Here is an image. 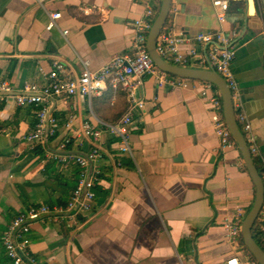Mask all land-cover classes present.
Returning a JSON list of instances; mask_svg holds the SVG:
<instances>
[{
	"label": "crops",
	"instance_id": "crops-1",
	"mask_svg": "<svg viewBox=\"0 0 264 264\" xmlns=\"http://www.w3.org/2000/svg\"><path fill=\"white\" fill-rule=\"evenodd\" d=\"M151 5V0H44L42 5L36 0H0V80L21 91L25 83L43 86L55 62L64 66L63 80H74L84 62L95 71L115 56L132 55L135 32L127 24ZM253 7L254 14L248 17L244 1L229 0L226 21L219 25L208 0H172L177 13L168 18L163 31L176 27L193 37L222 29L230 38L234 53L230 70L238 92L235 115L250 126L258 149L254 163L261 170L264 0H253ZM60 9L67 15L47 30L48 13ZM178 51L191 66H205L210 49L188 42L180 44ZM192 82L190 89L168 90L159 89L153 77L145 78L138 91L143 109L138 120L125 128L130 151L143 154L139 168L119 151L121 142L104 127L116 125L126 108L117 92L102 96L103 91L90 99L79 95L54 99L56 137L40 156L24 140L37 124L34 106L17 105L10 97L1 101L0 264H12L1 245L11 219L32 207H64L70 199L78 183L74 174L78 165L71 159L61 161L67 156L61 146L69 140H73L72 150L78 148L82 155L98 151L91 163L100 173L95 195L87 212L73 217L46 214L52 216L28 223L23 236L29 240L27 250L34 261L226 264L233 257L247 259L240 246L234 251L224 244L223 223L238 209L246 215L254 186L237 149L219 147L209 101L218 97L217 92ZM84 123L100 131L97 140L77 139ZM49 161L57 165L47 173Z\"/></svg>",
	"mask_w": 264,
	"mask_h": 264
},
{
	"label": "built area",
	"instance_id": "built-area-1",
	"mask_svg": "<svg viewBox=\"0 0 264 264\" xmlns=\"http://www.w3.org/2000/svg\"><path fill=\"white\" fill-rule=\"evenodd\" d=\"M39 5H42L44 0H36ZM214 10L216 22L222 25L227 18L229 0H208ZM152 5L144 9L142 15L137 19L129 22L135 32V47L136 52L132 55H119L113 57L109 62L99 69L92 71L89 69V63H83V70L79 77L74 80H63L65 75L64 66L55 62L52 64L43 86H38L33 83H25L21 91H13L6 82L0 83V102L7 98H12L17 105H35L38 106L36 112L37 124L33 131L24 137V140L31 145L41 146L45 148L49 137H52L57 130V121L49 113L51 103L56 98H69L75 95L83 96L87 99L100 95L109 86L112 89L120 88L124 92L129 102V109L126 114L120 119L116 125H104L106 131L117 137L121 142L119 151L127 153L132 160L135 168H139L143 164V154L140 151L131 152L128 147V136L125 128L134 120L137 121L144 103L138 95V91L143 87L146 77H153L159 89H176L180 88L187 90L191 88L192 80L179 79L165 74L157 70L145 49V41L147 32L151 26L150 19H153L156 14V9L159 7L160 0H151ZM171 16L176 15L177 9L171 8ZM67 15L65 9L57 10L56 12L48 13L47 30L57 27V21ZM64 36L68 35V31H62ZM195 42L199 45L209 44L208 60L215 70L226 82L234 100L238 98V92L235 80L230 70L231 63L234 58L233 51L229 48L230 38L222 29L214 32L199 33L193 37H188L182 34L181 30L176 27H171L168 31H163L157 38L156 51L164 60L178 66H191L189 59L183 57L178 46L182 43ZM214 44H218L223 49H219ZM206 89L210 86L206 83H200ZM205 95V91H203ZM212 113L210 119L214 125L215 136L219 141V147L222 151H227L236 148L231 140L230 134L225 128L222 114L221 102L219 96L209 99ZM236 121L242 124L240 128L249 153L254 160L258 156V149L252 137L250 126L246 123L244 117H237ZM100 131L90 125L84 123L79 132L76 134L77 139L91 138L97 140ZM78 144V142H77ZM63 144L61 149L63 148ZM99 154L96 149L86 153V155L78 154L74 156H64L61 161L71 159L80 167L79 180L72 191L70 199L64 207L59 206H40L32 207L27 213L18 215L11 219L6 230L1 235V245L3 246L7 257L12 264H44L34 261L29 255L27 247L29 240L23 236L28 232V222L34 221L37 218L46 215H62L66 214L73 217L77 212H87L90 203L94 198L95 183L98 182L100 173L91 168L89 165ZM260 177L264 187V165L261 169ZM260 230L264 242V203L260 212ZM243 219L241 211L238 209L231 218L224 220L223 228L225 231L224 244L236 250L240 242V224ZM226 264H256L254 261L244 259L239 261L236 257L231 258Z\"/></svg>",
	"mask_w": 264,
	"mask_h": 264
},
{
	"label": "water",
	"instance_id": "water-1",
	"mask_svg": "<svg viewBox=\"0 0 264 264\" xmlns=\"http://www.w3.org/2000/svg\"><path fill=\"white\" fill-rule=\"evenodd\" d=\"M245 3V12L248 17L253 16L254 7L253 0H242ZM172 0H160L159 7L155 14L154 20L147 32L145 49L148 52L150 60L153 66L165 74L192 81H199L213 86L219 96L221 102V114L225 125V128L230 134L231 140L235 144L237 151L240 154L244 168L254 186V196L250 208L246 215L243 217L240 224V241L247 251V253L254 259L256 264H264V251L254 241L252 236L253 227L259 217L263 203H264V187L260 177L261 170H259L252 159L248 147L245 143L243 134L236 121V115L234 110V104L231 92L224 81V79L218 75L211 66L207 56L205 66H178L174 65L162 57L156 51V41L164 28L168 18L171 16ZM242 37V34L236 39L238 41ZM209 44L204 45L207 49ZM219 49H223L218 44H214ZM232 43L230 44V46ZM228 46L227 48H229ZM53 109V102L49 113ZM59 154V153H56ZM74 155L75 153H70ZM92 164L89 165V172L91 171ZM53 215V214H52ZM52 215H43L36 220H42ZM32 221H29L30 223Z\"/></svg>",
	"mask_w": 264,
	"mask_h": 264
},
{
	"label": "trees",
	"instance_id": "trees-1",
	"mask_svg": "<svg viewBox=\"0 0 264 264\" xmlns=\"http://www.w3.org/2000/svg\"><path fill=\"white\" fill-rule=\"evenodd\" d=\"M233 4H235V3H233ZM230 8L231 7H229V11H233L232 9H233V7L231 8V10H230ZM168 24V21H167V23L165 24V26H164V28L166 27V25ZM163 30L164 29H162V31H161V33L163 32ZM12 70H13V66H11V67H9V70H8V76L11 74V72H12ZM2 82V79L0 80V83ZM209 85V84H208ZM210 86V88H211V90L212 91H214V92H216V90H215V88L213 87V86H211V85H209ZM105 92L106 93H104L102 96H104V95H106L108 92L109 93H112V92H117V93H119L120 95H122V97H123V99L125 100V103H126V108L123 110V112H122V114L121 115H119L118 117H117V119L118 118H122L123 117V115L124 114H126V112L128 111V109H129V102H128V99L125 97V94H124V92L122 91V89H120V88H117V89H112V88H110L109 86L106 88V90H105ZM34 106V110H36V112H37V110H38V106H35V105H31V107H33ZM36 107V108H35ZM51 114V116H53L52 115V112L50 113ZM54 117V116H53ZM119 119V120H120ZM57 131V130H56ZM56 131H55V133H54V135L52 136V137H49L48 138V141H47V146L45 147V148H42L41 146H34L33 148H32V152H33V154L34 155H37V156H40V155H42L45 151H47V149L49 148L48 147V144H49V142L50 141H52L55 137H56ZM72 144H73V140H69L68 142H66L65 144H64V146H63V149H64V151H65V153L67 154V156H69V155H71L70 153H75L74 155H78V154H80L79 152V150H72L73 149V147H72ZM74 155H72V156H74ZM57 165V163L56 162H54V161H49L47 164H46V166H45V171L48 173V170L51 168V167H54V166H56ZM74 174H75V176H76V183L78 182V179H79V175H80V170H79V168H78V166H75V172H74ZM74 186H76V185H74ZM74 188V187H73ZM260 215H259V217L257 218V221H256V223H255V225H254V227H253V230H252V236H253V239H254V241L258 244V246H260V248L264 251V242H263V236H262V232H261V230H260ZM239 246L243 249V252H244V254H245V256H246V258H247V260H249V261H254V259L247 253V251L244 249V247H243V245H242V243H241V241L239 242ZM255 262V261H254Z\"/></svg>",
	"mask_w": 264,
	"mask_h": 264
},
{
	"label": "rangeland",
	"instance_id": "rangeland-1",
	"mask_svg": "<svg viewBox=\"0 0 264 264\" xmlns=\"http://www.w3.org/2000/svg\"><path fill=\"white\" fill-rule=\"evenodd\" d=\"M153 20H154V18H153V19H150V21H151V24H152Z\"/></svg>",
	"mask_w": 264,
	"mask_h": 264
}]
</instances>
